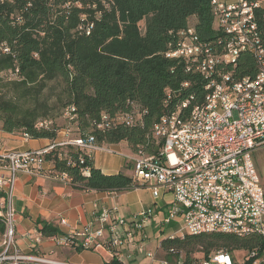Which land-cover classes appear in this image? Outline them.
Returning a JSON list of instances; mask_svg holds the SVG:
<instances>
[{
	"label": "trees",
	"instance_id": "obj_1",
	"mask_svg": "<svg viewBox=\"0 0 264 264\" xmlns=\"http://www.w3.org/2000/svg\"><path fill=\"white\" fill-rule=\"evenodd\" d=\"M255 15L263 31L264 10L257 8ZM192 25L201 41L223 49L219 43H225L226 35L215 29L213 0H0L2 130L49 140L55 147L45 153V161L54 174H68L76 189L121 193L137 187L130 175L133 162L127 161L118 174L107 175L84 149L59 144L91 135L99 147L127 143L134 155H158L165 145L156 136L159 121L176 112L187 119L197 105L205 104L208 94L209 79L188 72L186 61L166 57L180 43V33ZM222 71L240 81L256 76L258 65L245 52L235 66ZM52 84L58 86L56 98L49 93ZM187 100V108L180 110ZM72 107L77 117L58 126L56 120ZM103 113L129 115L133 122L100 130ZM40 122L49 125L39 128ZM67 129L71 136L60 142ZM5 228L0 219L2 240ZM40 233L44 238L61 234L46 223ZM237 251L247 254L241 264H253L264 255V242L256 235L222 232L165 238L157 259L204 264L218 252L233 257ZM252 252L257 256L249 259ZM110 264L119 263L114 259Z\"/></svg>",
	"mask_w": 264,
	"mask_h": 264
},
{
	"label": "built area",
	"instance_id": "obj_2",
	"mask_svg": "<svg viewBox=\"0 0 264 264\" xmlns=\"http://www.w3.org/2000/svg\"><path fill=\"white\" fill-rule=\"evenodd\" d=\"M213 4L215 29L226 35L225 43H219L223 49L219 51L218 46L215 48L211 43L201 41L192 25L180 33L182 45H176L166 57L183 59L188 72H198L209 79V84H217L216 95L201 105L203 115L191 114L184 119L180 112H176L164 116L155 127L156 136L165 140L163 150L156 156L139 152L130 161L134 164L137 185H149L154 198H158L161 192L173 195L174 206L168 210L163 225H171L177 218L182 219L183 225L170 239L178 238V232L183 233L181 238L222 232L238 237L256 235L264 242V187L253 160L255 151L264 148V30H259L255 15L260 5L250 0L231 4L213 0ZM238 49H247L258 65L257 75L252 80H245V87H238L237 79L222 71L237 64ZM194 59H201L202 70H193ZM188 102L182 103L179 109L187 108ZM75 113L72 107L63 117L71 122L77 117ZM132 122L129 115L111 117L103 113L97 128L106 130ZM48 125V122H40L38 127ZM63 134L71 136L68 129L63 130ZM22 137L27 142L31 140L28 135ZM68 144L84 149L89 158L97 151L118 154L106 145L99 147L91 135L59 145ZM54 147L18 152L6 149L0 140V216L11 220V227L5 228L3 235L0 264L7 261L18 264L28 258H35L38 264H61L42 256L16 253L14 196L19 176L70 181L68 174L56 175L52 168H46L49 163L45 161V153ZM97 220L101 227L94 234L88 230L83 234H70L61 238L60 245L81 251L104 249L112 255H117L122 248L136 247L150 264H170L159 261L157 252H146L149 240L146 229L154 220L152 210L126 220L118 209H107L98 215ZM138 234L141 235L139 244ZM42 238L39 234L36 243ZM256 256L257 252H252L248 258ZM116 260L119 264H126ZM204 264L237 263L227 252H218ZM253 264H259V260Z\"/></svg>",
	"mask_w": 264,
	"mask_h": 264
},
{
	"label": "crops",
	"instance_id": "obj_3",
	"mask_svg": "<svg viewBox=\"0 0 264 264\" xmlns=\"http://www.w3.org/2000/svg\"><path fill=\"white\" fill-rule=\"evenodd\" d=\"M231 4L238 0H219ZM259 3L264 10V0H251ZM69 137L60 134L59 141L68 140ZM0 140L8 150L28 151L45 150L51 147L49 140L25 141L21 135L7 133L0 126ZM118 154L97 151L92 154L96 168L104 174L115 175L121 172L131 158L134 157L127 143L119 145H106ZM253 160L264 187V148L255 151ZM51 167L50 164L46 168ZM134 176V172L130 173ZM171 194L160 193L154 198L149 185H137L128 191L94 192L74 188L67 181L53 178L30 177L20 175L16 184L14 206L17 212L16 253L22 256L37 255L49 258L61 264H108L114 259L122 260L126 264H150L145 255L138 252L136 247L122 248L117 255H112L104 249L95 251H77L60 245L61 238L70 234H83L86 230L94 234L101 224L97 217L103 210L118 209L121 217L131 220L143 211L152 210L154 220L152 231H159L158 221L163 224L169 209L174 205ZM44 223L59 229L60 235L52 238H42L36 243L40 229ZM3 241L2 239H0ZM83 241L82 237H79ZM149 241V240H148ZM146 242V247L148 246ZM137 243H141L138 234ZM145 247V248H146ZM264 264V255L259 260Z\"/></svg>",
	"mask_w": 264,
	"mask_h": 264
},
{
	"label": "rangeland",
	"instance_id": "obj_4",
	"mask_svg": "<svg viewBox=\"0 0 264 264\" xmlns=\"http://www.w3.org/2000/svg\"><path fill=\"white\" fill-rule=\"evenodd\" d=\"M142 31L144 32L145 29V22H142L140 24ZM58 86L56 84H52L51 88L49 90L50 96L55 97L56 98V94L58 92ZM58 126H65L66 125V119H64V117H59L56 120ZM158 221L157 223V227H159V231L155 232L152 231V229H148V236H149V241H148V246L146 247V252H157L158 251L157 248L160 245V242L165 239V238H169L172 234H175V232L179 231V229L182 227L183 225V221L181 218H177L174 220V222L171 225H163L161 224L158 220H155V222ZM162 231L164 233H162ZM183 233L182 232H178V236L180 237ZM3 241L0 240V253L3 252L4 247L2 246ZM159 255V254H158ZM247 256L246 252L243 251H237L235 252V254L233 255V259L235 260L236 263H243V261L245 260V257ZM5 264V263H4Z\"/></svg>",
	"mask_w": 264,
	"mask_h": 264
},
{
	"label": "bare ground",
	"instance_id": "obj_5",
	"mask_svg": "<svg viewBox=\"0 0 264 264\" xmlns=\"http://www.w3.org/2000/svg\"><path fill=\"white\" fill-rule=\"evenodd\" d=\"M178 45H182V38H181V41H180V43ZM245 52H247V49H238V56H240L242 53H245ZM178 60H182L183 61V59H178ZM193 70H202L201 59H194V61H193ZM196 73H198V72H196ZM252 78L253 77H246V78H243L240 81H237L238 82V87H245V80H252ZM206 89L208 90V94H207L205 102H207L208 98L216 95L217 84H209ZM73 111L75 112L74 108H73ZM191 114L203 115V107L202 106H196L193 109ZM0 219L3 221V223H5L6 228H10L11 227L10 217L0 216ZM28 261L35 262V258H28Z\"/></svg>",
	"mask_w": 264,
	"mask_h": 264
}]
</instances>
